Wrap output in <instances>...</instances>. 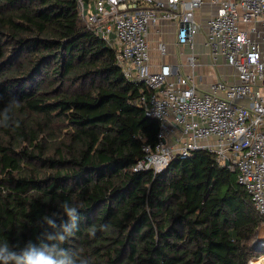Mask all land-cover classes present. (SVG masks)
Wrapping results in <instances>:
<instances>
[{"label":"trees","instance_id":"1","mask_svg":"<svg viewBox=\"0 0 264 264\" xmlns=\"http://www.w3.org/2000/svg\"><path fill=\"white\" fill-rule=\"evenodd\" d=\"M145 93L77 0H0V96L21 104L19 126L0 127V243H37L53 231L40 218L68 200L81 221L64 246L91 264H249L260 254V217L213 154L133 171L159 129Z\"/></svg>","mask_w":264,"mask_h":264},{"label":"built area","instance_id":"2","mask_svg":"<svg viewBox=\"0 0 264 264\" xmlns=\"http://www.w3.org/2000/svg\"><path fill=\"white\" fill-rule=\"evenodd\" d=\"M92 2L93 13L86 14L83 0H77L79 18L115 50L124 79L144 86V114L159 125L133 171L159 173L176 157L206 151L244 188L264 227V0ZM206 2L215 11L202 26L196 13ZM160 22L173 23L177 44L192 52L204 31V47L232 69L233 81H215L197 93L193 74L173 76L165 64L152 71L147 36ZM157 51L165 56L166 44L158 42ZM185 61L192 70L197 66L193 53Z\"/></svg>","mask_w":264,"mask_h":264},{"label":"clouds","instance_id":"3","mask_svg":"<svg viewBox=\"0 0 264 264\" xmlns=\"http://www.w3.org/2000/svg\"><path fill=\"white\" fill-rule=\"evenodd\" d=\"M0 127L19 126L14 114L20 108L17 97L4 98L0 96ZM58 211L45 214L40 218L41 224H46L53 231H45L37 243L29 241L19 251L8 241L0 243V264H91L88 257L64 245L80 228L81 215L76 204L68 201H55ZM66 217V219H64ZM59 220V224L57 223ZM108 225L100 229L107 231ZM96 229L90 235L94 236Z\"/></svg>","mask_w":264,"mask_h":264},{"label":"crops","instance_id":"4","mask_svg":"<svg viewBox=\"0 0 264 264\" xmlns=\"http://www.w3.org/2000/svg\"><path fill=\"white\" fill-rule=\"evenodd\" d=\"M215 8L208 2L203 8L196 13V20L201 23L202 26L206 21L214 14ZM86 14L93 13V2L87 0L85 7ZM157 29L160 34H157ZM156 30L151 28L147 42L149 47L150 68L152 71L158 70L162 64L169 65L171 67L172 75H180L182 77L193 74V82L196 85L197 93L206 92L209 85L215 81H226L231 79L233 81V71L227 67L223 60L218 59L219 66L225 68L224 72L219 71L217 67L211 62L212 65L197 63V66L192 70L186 65L185 57L190 54V48L188 46H182L176 42V27L173 23L160 22ZM204 38V31L199 34ZM158 42H164L166 44V55L160 56L157 51ZM179 67V69H178Z\"/></svg>","mask_w":264,"mask_h":264},{"label":"rangeland","instance_id":"5","mask_svg":"<svg viewBox=\"0 0 264 264\" xmlns=\"http://www.w3.org/2000/svg\"><path fill=\"white\" fill-rule=\"evenodd\" d=\"M86 3L87 2L84 3L85 4L84 7H86ZM191 53H193L194 56L196 57L197 63L204 64L206 62L207 64L212 65L211 64L212 62L214 66L217 67V69H219V71L222 70L224 72L225 68L223 66H219L218 63H215L208 50L204 47V41L201 35H197L195 37L193 42V52L190 49V54ZM217 62H219V60H217ZM226 81H231V79ZM254 242L256 246V251L254 254H258L259 252L260 254L252 258L251 261L259 260L260 257L261 258L264 257V227L262 225L256 235Z\"/></svg>","mask_w":264,"mask_h":264},{"label":"bare ground","instance_id":"6","mask_svg":"<svg viewBox=\"0 0 264 264\" xmlns=\"http://www.w3.org/2000/svg\"><path fill=\"white\" fill-rule=\"evenodd\" d=\"M249 264H264V257H260L259 260H255V261H250Z\"/></svg>","mask_w":264,"mask_h":264}]
</instances>
